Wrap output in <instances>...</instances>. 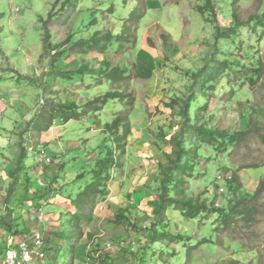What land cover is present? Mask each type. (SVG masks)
Returning a JSON list of instances; mask_svg holds the SVG:
<instances>
[{
    "label": "rangeland",
    "instance_id": "1",
    "mask_svg": "<svg viewBox=\"0 0 264 264\" xmlns=\"http://www.w3.org/2000/svg\"><path fill=\"white\" fill-rule=\"evenodd\" d=\"M206 1L0 0V264L8 236L27 264H264V190L252 200L264 180V0ZM96 34L110 35L106 50L82 52ZM114 68L128 78L109 81ZM107 92L116 98L89 110ZM117 116L129 120L124 151L104 131ZM250 118L260 135L236 146L183 135L186 124L242 133ZM174 138L192 150L178 189L161 172ZM110 152L102 190L80 197ZM161 196L180 204L158 208ZM239 200L254 218L223 226ZM187 201L205 207L189 218Z\"/></svg>",
    "mask_w": 264,
    "mask_h": 264
},
{
    "label": "trees",
    "instance_id": "2",
    "mask_svg": "<svg viewBox=\"0 0 264 264\" xmlns=\"http://www.w3.org/2000/svg\"><path fill=\"white\" fill-rule=\"evenodd\" d=\"M208 2V3H207ZM211 0H207L206 3L210 4ZM235 4V3H234ZM237 8H234L233 11V17L236 20V25L234 26V28H229L227 30V32L229 34H232L234 32L235 28H238L241 26L238 14L236 12ZM202 10V9H200ZM202 12V11H201ZM138 11L134 10L131 13V16L133 19L138 20L140 18V15H137ZM257 22L261 23L262 27L264 28V16L262 17H257ZM110 35H105L102 37H99L97 34L95 36H93L92 38H90L88 40L87 43H84L83 41L80 43V45H84L81 47V49H83L82 52H84L85 50H97L99 53H102L106 50V46H105V42L109 39ZM103 43V44H102ZM85 49V50H84ZM221 64H227L229 65L227 62H223ZM219 64L212 68L213 71H211L208 75H213L215 73H218L219 71H221V67H218ZM227 67V68H226ZM229 66H225L224 69H228ZM81 71L84 70V67L80 68ZM121 70V71H120ZM119 68H114L111 69L109 74H107L109 76V81L113 82V81H122V80H126L127 75L125 73H122L123 70ZM80 71V72H81ZM203 72V71H202ZM204 73V72H203ZM207 73V72H205ZM83 74V73H82ZM252 81V80H251ZM116 98V94H109V92H107L100 100L95 99L92 102H90L87 106L89 108V110L92 111H98L99 108H96L94 106V104L99 103L100 106H103L106 104V102L109 99H115ZM176 100H174V105ZM173 105V106H174ZM94 106V107H93ZM170 106V107H173ZM68 110L69 116L67 117V122L72 120V119H76L79 114L76 112V107L71 105L67 108H65ZM251 118H254L253 116ZM250 118V128L242 133H235V134H228L225 132H219V131H213V130H209L206 129L205 127H197V126H193V125H189L186 124L184 126V132L183 135H191V137L196 136L199 142H205L207 144L212 145L213 143H217V144H230L233 146L239 145V143H241L243 140V138H248L251 136H259V128H260V124L259 122H257L256 120H253ZM50 125H47L45 127V129H49ZM104 131L108 134H113L114 136H116L115 141L117 143V146L119 149H121V151H124V144H125V140L127 138V136L129 135L130 132V126H129V120L127 117L124 116H117L114 121H112L110 124H105L104 126ZM122 133H121V132ZM119 132L121 134H119ZM173 154L175 157V162L173 163V166L168 167L164 170H161V172L164 171V175H165V181L168 183V185H173V187H175L176 189L180 188L182 185L181 180L178 178V176L174 175V172H178V173H182L185 170L191 169L192 165L189 164V161L186 160V158L190 157L192 155V150L189 149L187 150L185 148L184 142H182V140H178L176 138L173 139ZM21 160L22 161L24 159V155L22 154L21 156ZM19 161V162H20ZM113 167H115V161L113 159V153L110 152L107 154L106 158H104L103 160H100L97 164V175H96V181L90 183L89 185H87L85 187V189L83 190V192L80 194V197L82 196H88V197H92L95 194L98 193L97 187L101 188L100 191L102 190V184L100 183V180L102 178H104L106 176V179L108 180L110 177V171L111 169H113ZM234 179V178H232ZM238 183L237 179L235 178L233 183ZM169 189V187L167 188ZM264 190V180H262L259 183L258 189L256 190L255 196L252 198V200H256L258 197L257 195L259 193H261V191ZM167 199V200H166ZM246 202V200H239L236 203H233L227 213H225L224 215V219L222 222V225H226L228 222H231V220L234 217H239V218H245V219H253L254 215L256 214V209L253 205H246L244 204ZM79 204L82 203V200L78 201ZM166 203H170V205H174L180 202H178V200H174V199H168L165 198V196H161L159 198V205L158 208H165V204ZM183 205V210L185 211L184 213L189 217V218H195L196 215L199 213L200 209H204L205 206H202L198 203H191L189 201L185 202ZM217 213V212H215ZM54 236L55 242L59 243L63 240L67 241L66 243L68 244L70 241H72V237H66L64 236L63 233H55L52 234ZM164 236V235H163ZM67 245L65 244L64 248ZM72 246V245H71ZM71 246H69V249L72 248ZM73 253V252H72ZM68 264V263H67ZM70 264V263H69Z\"/></svg>",
    "mask_w": 264,
    "mask_h": 264
},
{
    "label": "built area",
    "instance_id": "3",
    "mask_svg": "<svg viewBox=\"0 0 264 264\" xmlns=\"http://www.w3.org/2000/svg\"><path fill=\"white\" fill-rule=\"evenodd\" d=\"M38 161L45 165H49L53 162V159L44 153H39ZM44 214L43 209L39 207V214L37 218L40 222H43ZM34 242L36 246H40L42 244V236L39 232L34 235ZM27 257L28 248L26 244L21 241L16 242L14 237L9 236L1 264H27Z\"/></svg>",
    "mask_w": 264,
    "mask_h": 264
},
{
    "label": "crops",
    "instance_id": "4",
    "mask_svg": "<svg viewBox=\"0 0 264 264\" xmlns=\"http://www.w3.org/2000/svg\"><path fill=\"white\" fill-rule=\"evenodd\" d=\"M8 237H9V236H8ZM8 237H7V238L4 240V242H3V243L5 244V245H4V248H6ZM0 245H1V244H0Z\"/></svg>",
    "mask_w": 264,
    "mask_h": 264
},
{
    "label": "bare ground",
    "instance_id": "5",
    "mask_svg": "<svg viewBox=\"0 0 264 264\" xmlns=\"http://www.w3.org/2000/svg\"><path fill=\"white\" fill-rule=\"evenodd\" d=\"M47 166H48V165H47ZM42 184H43V183H42ZM42 184H40V185H42ZM43 187H44V186H43ZM50 199H51V198H50ZM47 202H48V201H47ZM47 202H46V203H47ZM44 204H45V203H44ZM48 205H49V204H48ZM48 205H47V206H48ZM47 206H46V207H47ZM41 208H42V207H41ZM43 211H45V210H43ZM38 213H39V212H38ZM42 223H43V222H42ZM12 237H13V236H12Z\"/></svg>",
    "mask_w": 264,
    "mask_h": 264
}]
</instances>
